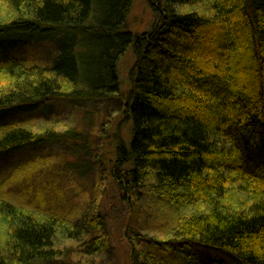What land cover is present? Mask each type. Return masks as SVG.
Returning a JSON list of instances; mask_svg holds the SVG:
<instances>
[{
	"label": "trees",
	"instance_id": "obj_1",
	"mask_svg": "<svg viewBox=\"0 0 264 264\" xmlns=\"http://www.w3.org/2000/svg\"><path fill=\"white\" fill-rule=\"evenodd\" d=\"M150 1L159 20L134 35V0H0V53L55 48L50 66L0 61V116L57 101L115 107L132 130L110 173L130 208L132 263L196 264L204 251L210 264H264V0ZM128 50L135 61L122 91L117 69ZM78 136L15 125L0 135V159L69 137L81 150ZM65 170L78 181L88 172L74 162ZM142 201L173 216L166 240L132 223ZM87 218L27 213L0 197V264H58L59 238H83L86 253L101 254L105 217ZM158 249L169 258H156Z\"/></svg>",
	"mask_w": 264,
	"mask_h": 264
},
{
	"label": "rangeland",
	"instance_id": "obj_2",
	"mask_svg": "<svg viewBox=\"0 0 264 264\" xmlns=\"http://www.w3.org/2000/svg\"><path fill=\"white\" fill-rule=\"evenodd\" d=\"M154 4L157 5V2L134 0L130 16L126 21L128 30L132 34L142 35L157 23L158 5L153 6ZM86 41L92 44L91 40ZM194 44L196 45V42ZM1 47H5L3 41H0ZM98 53L99 51L93 57ZM54 55L53 44L31 45L11 50L7 54L0 53V61L11 58L43 67L51 65ZM121 58L117 69L120 83L118 88L125 91L129 89L130 72L135 55L128 50L122 54ZM87 63H85L86 66ZM86 75H89L87 70ZM47 107L45 111H38L33 115L0 116V135L15 125L21 128L27 127L32 131L47 127L55 129L59 136L70 130L75 135H80L77 138H80L81 142H86L87 145L84 143L85 146L83 145V149L80 150L82 145L76 146L77 143L70 138L73 137L71 134L66 141L60 140L56 144L46 142L42 146L5 156L4 159H0V197L24 209L27 213L33 211L49 214L50 211H54L55 215L68 219L81 218V216L88 219L87 217L90 218L96 213L105 217L107 247L102 248L104 251L101 254L86 253L91 250L84 246L86 241L83 238L82 241H65L59 238L54 250L59 258L54 262L57 261L58 264H133L130 258L131 249L123 227L126 222H131L128 215L130 208L125 202V204L119 202L117 190L110 181L111 169L117 165L119 159L118 145L121 139L127 141L131 138L130 125L117 115L115 107L103 101L87 102V104L57 101ZM73 150L77 152L73 153ZM68 162H74L77 165L80 163L81 168L85 167V171L88 170L83 180L80 178L79 182L69 170H65ZM123 195L127 196L125 193ZM137 205V208L141 210L137 212L138 214L135 213L132 223H136L142 229L148 228L147 236L166 240L160 232L163 227H166L167 220L171 222L173 218L169 210L160 211L157 204L152 206L143 201ZM141 243L143 246L147 245V241ZM163 251L158 249L159 254L156 258L159 260L161 257L169 258ZM211 257L201 251L199 258L205 260L196 264H210L213 260H210Z\"/></svg>",
	"mask_w": 264,
	"mask_h": 264
}]
</instances>
